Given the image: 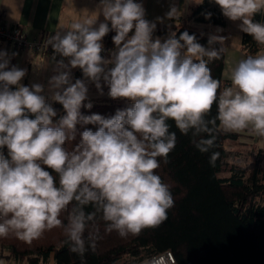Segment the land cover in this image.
<instances>
[{
    "label": "clouds",
    "instance_id": "9594fccd",
    "mask_svg": "<svg viewBox=\"0 0 264 264\" xmlns=\"http://www.w3.org/2000/svg\"><path fill=\"white\" fill-rule=\"evenodd\" d=\"M214 2L226 18L241 22L242 32L264 45V22L255 20L264 12V0ZM99 7L105 22L98 27L97 18L85 17L47 41L68 60L56 62V74L48 81L50 99L66 113L55 123L57 111L43 94L44 86L21 84L27 70L9 67L8 53L0 51V238L12 235L31 244L46 231L62 227L64 243L81 264L97 247L98 234L85 236L96 212L102 213L106 231H116L121 238L139 236L168 219L175 201L170 185L157 174L176 146L168 121L183 135L206 133L207 138L194 140L202 153L214 146L217 121L225 131L247 130L264 137V54L240 59L231 69V86L221 90L209 64L222 58L225 48L212 45H223L225 37L210 35L208 47L187 31L162 41L153 38L156 24L145 19L141 3L100 0ZM176 11L173 7L167 15ZM110 31H115V50L106 59L102 40ZM75 68L84 79L73 82ZM86 81L101 95L103 81L110 98L126 99L130 106L110 117L83 115L82 107H93L84 103ZM77 125L97 129L83 130L79 143L69 150L65 145L75 140ZM218 156L212 153L210 166ZM72 204L65 225L61 216ZM88 205L95 211L86 213ZM143 264L166 261L159 254Z\"/></svg>",
    "mask_w": 264,
    "mask_h": 264
},
{
    "label": "trees",
    "instance_id": "16d2710c",
    "mask_svg": "<svg viewBox=\"0 0 264 264\" xmlns=\"http://www.w3.org/2000/svg\"><path fill=\"white\" fill-rule=\"evenodd\" d=\"M208 13L211 16L206 19ZM226 19L214 0H201L186 17L174 16L170 23L156 25L153 38L159 37L163 41L171 33L178 38L187 31L208 47L210 35H207L206 27L212 26L216 35L222 36ZM255 20L264 22V12L257 14ZM114 35L115 31H110L102 43L115 47ZM241 42L242 50L248 55H255L264 46L258 45L244 32ZM212 46L219 49L223 45L216 43ZM225 57L223 52L220 60L209 64L213 77L221 81V90L231 86L223 78ZM12 65L16 66L13 58L9 67ZM101 85L103 92L108 93L107 85L103 81ZM91 88L99 92L94 83ZM48 102L57 111L53 118L55 123L66 113L61 104L52 100ZM89 102L93 107H82L83 115L95 113L110 117L117 109L130 106L126 99L109 102L100 98L84 103ZM216 113L213 106L211 116ZM168 123L170 131L176 133V146L168 157L169 163L161 161L157 170L162 180L170 185L175 201L174 207L168 211V219L157 228L143 230L139 236L121 238L116 231H106L107 223L102 213L96 212L95 219L88 223L85 236L92 232L98 234L99 239L95 251L86 253V264H143L145 259L166 251L173 253L175 264H264V149L252 146L246 151L226 150L224 142L238 141L240 132L222 130L217 121L214 146L202 153L195 147L194 140L207 138L206 133L197 137L191 132L183 135L173 121ZM86 128L95 131L97 126L77 125L75 140L67 142L65 147L74 148ZM2 151L7 156V149ZM212 153H219L214 166L209 164ZM73 206L69 205L68 212L61 216L65 225ZM84 211L91 213L95 209L88 205ZM50 232L31 244L12 235L0 238V254L15 264H81L80 257L71 253L69 245L64 243L63 228H53Z\"/></svg>",
    "mask_w": 264,
    "mask_h": 264
},
{
    "label": "crops",
    "instance_id": "0c3cea01",
    "mask_svg": "<svg viewBox=\"0 0 264 264\" xmlns=\"http://www.w3.org/2000/svg\"><path fill=\"white\" fill-rule=\"evenodd\" d=\"M135 2L143 5L146 13L145 19L159 25L170 23L171 18L174 16L186 17L201 0H135ZM99 6L100 0H0V22L6 26H16L21 29L28 39H45L54 35L58 30H67L73 22L80 21L85 17L97 18L95 26L98 27L99 23L105 22ZM173 7L177 11L174 16L169 17L167 14ZM240 23V21L234 22L227 18L222 29L224 31L222 36L225 37L223 47L225 48L224 53L226 56L223 78L228 80L230 84L231 69L240 59L248 56L242 50ZM206 30L208 36L216 35L217 31L212 26L208 25ZM0 51H6L10 59L13 58L15 62H18L17 67L27 70L21 84L30 87L33 83H39L47 90L50 77L56 74L54 72L56 62L61 59L65 63L68 62L67 58L61 56L48 60L38 54H22L6 47L0 48ZM257 54H264V46L255 55ZM72 77L73 82H75V79H84L83 73L79 68L72 69ZM86 84L89 89L86 101L100 98L110 99L107 92H103V95L95 92L91 88L93 86L92 82L86 81ZM44 95L51 101V93ZM245 132L246 135L242 136V138L247 136L250 140H254V134L252 135L247 130ZM260 138L256 136L255 141ZM0 260H3L5 264H15L12 259L8 260L6 256L1 254Z\"/></svg>",
    "mask_w": 264,
    "mask_h": 264
},
{
    "label": "built area",
    "instance_id": "2783aa9c",
    "mask_svg": "<svg viewBox=\"0 0 264 264\" xmlns=\"http://www.w3.org/2000/svg\"><path fill=\"white\" fill-rule=\"evenodd\" d=\"M48 38L45 39H28L26 34L16 26H6L0 22V48L6 47L9 50L18 53H33L38 54L45 59H53L54 57L60 56L56 54L52 49L51 45L47 43ZM104 45V44H103ZM115 50L113 45L106 46L104 45V51L102 56L106 59L110 58V53ZM111 67V65H109ZM165 257L166 264H175L176 259L173 256V253L166 251L161 253ZM159 255V254H158Z\"/></svg>",
    "mask_w": 264,
    "mask_h": 264
},
{
    "label": "rangeland",
    "instance_id": "374dc122",
    "mask_svg": "<svg viewBox=\"0 0 264 264\" xmlns=\"http://www.w3.org/2000/svg\"><path fill=\"white\" fill-rule=\"evenodd\" d=\"M16 65L18 66V62H16ZM49 93H50L49 90L45 89L44 94H49ZM106 99L109 102H113V101L115 102L116 100H121V99H115L114 100V99H111V98L110 99L109 98H106ZM221 129L224 130L223 128H221ZM251 134L253 135V133H251ZM244 135H246V132H244V131L243 132H240V138H239L238 141H230V140H227L226 142H224L225 143L226 150L228 149V150H239V151L241 150V151H246V150H251L252 146L254 148H256V149H259V148L262 149L264 147V137H261L260 139H258V141L257 140L255 141V139H256V135L255 134H254V140H252V139L250 140L249 137H247V136H245L244 138H242V136H244ZM223 176H224V174H223ZM46 232H50V231H46ZM50 233L47 234V236L50 235ZM40 241L41 242H39V243H42L44 241V239L43 240H40ZM25 264H26V262H25Z\"/></svg>",
    "mask_w": 264,
    "mask_h": 264
}]
</instances>
